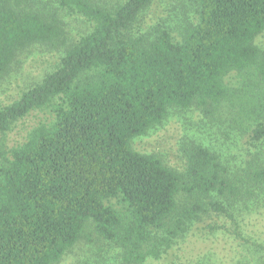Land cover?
<instances>
[{
	"label": "trees",
	"instance_id": "obj_1",
	"mask_svg": "<svg viewBox=\"0 0 264 264\" xmlns=\"http://www.w3.org/2000/svg\"><path fill=\"white\" fill-rule=\"evenodd\" d=\"M52 1L0 0V82L28 47L60 49L53 70L0 101V264H58L77 243L99 241L117 250L115 264H145L209 210L237 233L234 204L263 187L264 155L230 169L190 141L179 170L132 143L171 110L195 108L226 112L259 151L264 0H191L182 30L149 35L136 23L150 0ZM61 9L89 22L73 41ZM36 109L48 116L6 148L12 123Z\"/></svg>",
	"mask_w": 264,
	"mask_h": 264
},
{
	"label": "rangeland",
	"instance_id": "obj_2",
	"mask_svg": "<svg viewBox=\"0 0 264 264\" xmlns=\"http://www.w3.org/2000/svg\"><path fill=\"white\" fill-rule=\"evenodd\" d=\"M103 1L114 4L121 0ZM33 2L40 6L54 4L52 0ZM193 5L191 0H150L141 11L137 27L147 35L157 31L154 27L166 28L176 34L183 29L186 19H192ZM60 11L66 41H73L79 32L88 29L89 22L85 18L64 9ZM255 42L264 48V32L255 38ZM59 55V48L38 44L28 47L0 82L1 103L15 100L21 91L53 70L59 64ZM231 84L237 82L232 79ZM47 116L46 110L36 109L14 121L4 135V146L8 148L22 142L30 128ZM234 125V119L226 112L224 118L212 119L195 108L171 110L167 119L147 135L136 138L132 146L140 152L154 153L164 164L181 170L185 164L184 150L193 141L215 150L230 169H236L246 165L251 158L264 155V144H258L259 151H253L247 135L235 130ZM233 214L237 233L229 219L209 210V214L202 216V221L193 222L167 254L156 260L148 259L145 264H264V184L250 197L237 201ZM206 223L218 227L210 230ZM116 251L104 241L77 243L58 264H115Z\"/></svg>",
	"mask_w": 264,
	"mask_h": 264
}]
</instances>
